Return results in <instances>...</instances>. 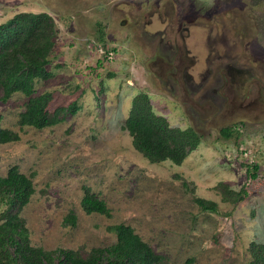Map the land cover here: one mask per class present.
Returning a JSON list of instances; mask_svg holds the SVG:
<instances>
[{
	"label": "rangeland",
	"instance_id": "1",
	"mask_svg": "<svg viewBox=\"0 0 264 264\" xmlns=\"http://www.w3.org/2000/svg\"><path fill=\"white\" fill-rule=\"evenodd\" d=\"M21 12L56 30L31 95L48 94L59 121L19 126L28 97L0 100V128L17 135L0 143V176L31 179L18 211L30 244L84 254L123 223L162 264H249L250 244H264V0H0V24ZM138 95L198 136L179 164L133 147L123 123ZM85 189L107 214L83 211Z\"/></svg>",
	"mask_w": 264,
	"mask_h": 264
},
{
	"label": "trees",
	"instance_id": "2",
	"mask_svg": "<svg viewBox=\"0 0 264 264\" xmlns=\"http://www.w3.org/2000/svg\"><path fill=\"white\" fill-rule=\"evenodd\" d=\"M55 33L51 17L43 13H17L0 24V100L5 101L15 92L28 97L25 109L17 120L19 126L42 128L59 121L54 113L51 116L47 114L48 94L31 95L34 79L48 75L44 65ZM141 98V102L137 103ZM123 128L132 137L133 147L149 162L168 159L179 164L198 141V136L191 129L178 131L169 128L162 117L151 113L146 97L141 95L132 100ZM219 134L228 138L230 128H221ZM16 139L15 133L0 128V143ZM252 167L254 171L249 177L254 178L256 167ZM32 193L30 177L14 167L0 176V264H162L163 257L123 223L108 226L107 229L115 237L113 243L90 248L84 254L73 249L45 250L31 245L18 211ZM231 199L235 202L241 196L236 192ZM195 202L202 210L216 211L212 201L195 198ZM80 206L87 213H108L104 202L88 189L82 194ZM64 220L73 224L74 215L68 214ZM249 250L253 254L249 264H264V244L252 243Z\"/></svg>",
	"mask_w": 264,
	"mask_h": 264
},
{
	"label": "flooded vegetation",
	"instance_id": "3",
	"mask_svg": "<svg viewBox=\"0 0 264 264\" xmlns=\"http://www.w3.org/2000/svg\"><path fill=\"white\" fill-rule=\"evenodd\" d=\"M205 83H206V78H205V80L201 83V85H205Z\"/></svg>",
	"mask_w": 264,
	"mask_h": 264
}]
</instances>
